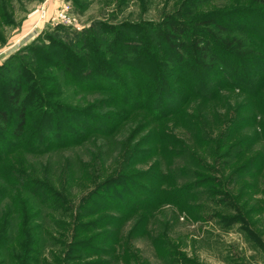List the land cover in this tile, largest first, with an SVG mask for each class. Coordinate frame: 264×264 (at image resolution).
Here are the masks:
<instances>
[{"label":"rangeland","instance_id":"1","mask_svg":"<svg viewBox=\"0 0 264 264\" xmlns=\"http://www.w3.org/2000/svg\"><path fill=\"white\" fill-rule=\"evenodd\" d=\"M79 1L85 5L80 10L70 0H0V108L10 117V126L5 130L0 128V158L9 159L7 153L17 149L15 155L20 156V163L26 160L35 175L67 192L72 205V211L65 216L41 208V215L32 223L43 225L46 232L39 239L41 247L29 250L28 244L19 239L13 252L15 257L21 260V264H264V114L258 111L264 110V65L258 69H247L245 77L249 85L240 82L238 85L244 88L239 89L233 87L235 79H224L225 73L216 70L204 85V92L209 94L204 99L199 96L198 93L203 91L195 82L185 79V70H169L168 79L177 80L172 88L176 87L185 97V102L178 106L172 104L179 109L178 115L167 114L152 121L144 109L132 111L120 103L123 96L141 102L139 94L147 78L138 74L139 79H143L139 80L136 78L137 70L129 68L135 63V57L125 53L127 45L122 44L118 46L117 53L125 57L117 62L104 48L113 43L117 31L130 44L156 56V63L170 65L153 48L150 34L162 25L163 16L174 11H191L192 18L194 15L226 13L247 7L253 16H229L226 22L234 27L253 26L255 37L235 31L232 35L245 38L248 44L264 54V43L257 39L264 35V9L234 0L232 2L235 3L231 4L227 0ZM97 22L116 28L108 33L97 31V34H88V38L81 42L83 48L79 47L77 34ZM126 26L136 27L142 39L135 41L124 30ZM98 41L102 48L97 45ZM55 42L58 45L54 46ZM60 47L65 48L64 53L58 52ZM82 50L107 65L104 74L113 79V83L95 80L96 75L91 70L94 63L90 61L81 77L84 83L88 82L94 88L89 86L87 90L76 86L78 77H74V73L72 81L66 78L64 67L71 66L70 58H77ZM221 60L228 67L234 64L226 56ZM142 63H146L145 60ZM155 70L158 72L159 68L155 67ZM30 79L38 83L44 93H50L52 102L67 105L76 112L89 113L98 120L108 119L107 127H102L105 130L100 133L87 134L86 130L98 131L101 127L98 121L84 120L81 128L73 127L76 137L84 138L82 141L69 144L75 137L62 131L61 142L69 146L57 149L51 139L38 136L28 149L42 151L25 154L22 147H25L26 136L15 139L14 129L18 121L13 114L14 107L7 99V90L21 81L24 83L22 94H25L31 84ZM253 88L258 90L254 97L251 96ZM156 98L153 97V104ZM227 119L238 122L232 128L236 139H252L251 148L233 164L244 165L242 169H247L250 177L243 176L238 182L232 178L223 180L231 170V167H220L225 160H209L203 155L198 157L214 170L220 168L224 171L215 175L206 172L204 175L207 179L221 180L224 184L217 186L221 189L217 198L221 199L226 193L232 202L214 205L211 201L217 198H206L203 205V194H200L198 198L201 201H187L192 210L190 214H184L171 202L176 194L164 195L162 198L167 202L156 204L159 194L156 189H151V184L138 182L143 189L138 192L125 183V179H130L129 174L145 171L154 162H158L161 169L171 164L168 158L171 154L165 153L171 148L165 141L173 136L183 151L177 150L179 155L171 158L175 168L169 169L177 178L180 177L174 180L176 187L181 186L185 183L181 170L186 158L184 151L187 149L197 155L206 146L204 140H200L202 134L194 133L197 130L194 127L199 125L213 137L212 131H221ZM148 120L151 122L146 127L145 121ZM151 126L155 135L149 138ZM25 129L27 135L28 129ZM195 136L199 137L197 142ZM194 170L192 168L191 171ZM122 176L125 178L120 179ZM108 179L111 181L106 184L104 181ZM111 186L120 194H111ZM193 191L201 190L195 187ZM180 192L183 195L184 191ZM176 201L179 203L181 199ZM234 205L236 210L232 208ZM232 215L235 216L233 221ZM0 260L2 264L16 263L6 253L0 254Z\"/></svg>","mask_w":264,"mask_h":264},{"label":"trees","instance_id":"2","mask_svg":"<svg viewBox=\"0 0 264 264\" xmlns=\"http://www.w3.org/2000/svg\"><path fill=\"white\" fill-rule=\"evenodd\" d=\"M70 1L78 10L85 6L83 2H80L79 0ZM227 1L229 2L228 4L247 2L248 5L252 4L264 9V0ZM248 11H251V9L242 7L241 9L225 11L226 13L231 12L228 16H225L226 13L210 12L203 15H194L191 18V11H174L163 16L161 18L162 25L155 28L153 32L150 33L152 38L150 37V34L148 36L152 40L154 45L153 48L159 51L162 54V57L170 62V65L167 63H156V56L149 54L146 49H139L135 44H130L126 41V37H124L122 33L116 31L114 34L116 37L113 43L109 47L105 46V51H107L114 61L119 62L125 56H119L117 48L122 44L127 45V47H125V53L134 56L136 61L130 66L124 64L129 66V68H133V71L134 69L137 70V72H135L136 78L139 79L138 74H143V76L147 78L142 84V93L139 94L141 102L128 96H123L120 101L121 105L131 108L130 110L132 111L144 109L152 121L164 118L167 114L178 115L180 112L179 109H177V106L179 103L182 104L185 102V97L176 90V87H173L174 89L172 88V86L177 84V80L168 79L167 72L169 70H172L173 72L175 70H185V79L195 82L197 87L201 89V92L203 91L202 93H198L203 99L209 95L207 92H204V85L210 79L209 76L216 72V70L225 73L224 79H235V82H233L235 86L232 84L234 88H244L240 87L238 83L243 81L244 83H249L245 77L246 70L250 68L258 69L263 66L264 54H261L262 52L256 49L253 45L248 44L245 38L241 39L236 37V35H232L235 31L240 34L255 37L256 35L252 33L253 26L239 25L234 27L232 26V23L230 24L226 21L229 16H240L239 18L253 16L250 14L251 12ZM259 11L261 12V10ZM94 25L95 26L93 27L91 26L88 29L82 30L83 34H77V37L80 39V44L84 39L88 38V34L90 33L97 34V31H105V33H108L116 28L115 26L111 27L98 22L94 23ZM163 27H165L164 30ZM106 30L108 31L106 32ZM124 30L129 36L133 37L135 41L142 39L140 34H138L136 27L132 28L126 26L124 27ZM257 39L259 42L264 43V35H260ZM142 41H140V43ZM76 44L75 46L78 47ZM53 45L56 46L58 44L55 42ZM83 45L84 44H81L79 47L83 48ZM97 45L102 48L101 42L98 41ZM79 47L77 50H79ZM58 52L64 53L65 48L60 47ZM78 54L77 58L79 59L75 56L74 58H70L73 66L66 65L64 67L63 71L66 73V78L72 81L71 76L74 73V77H78V79L76 78L75 80L76 86L87 90L89 89V86L94 88V85H90L88 82V84L84 83L81 77V74L85 71V68L89 65L90 61L91 63H94V67L91 68V70H93L94 75H96L95 80L102 83H113V79H109L104 74L107 70L106 64L92 58L87 51L82 50L79 51ZM224 56L231 58L234 64H231L229 67L225 65V62L221 60V57L223 58ZM143 60H145L146 63H142ZM155 67L159 68L158 72L155 70ZM139 80L142 81L143 79ZM30 81L31 84L28 85V92H25L26 95L22 94L24 83H21V81L7 90V93L9 94L7 99L10 100L9 102H11L14 107L13 114L16 115L18 121V124L14 129L16 134L15 139H19L21 136H26V138H24L25 147H22L25 154L42 151L34 150L32 152L28 149L30 143L36 140L38 136L51 139L57 149L69 146L65 145L67 143L61 142L60 137L64 133H69L73 138L75 137V139L70 140L69 144H76L77 142L82 141L84 138H77L74 134L75 132H73V127L77 126V128H81V124L84 120L89 121V119H93L98 121L97 124L101 127L98 131L95 129L86 130L87 134L100 133L105 130L103 129L104 127H107L106 124L108 123L106 122H108V119L98 120L96 116L89 113L76 112L73 108L67 105H58L50 100V93H44L38 83L35 81L33 82L31 79ZM137 84L139 85L138 81ZM244 86L247 87L246 85ZM52 88H55V86L53 85ZM253 95H258V90L256 88H253L251 91V96ZM154 96L157 98L153 104L152 99ZM172 104H176L177 106L173 107ZM258 111H260L259 113L262 112V114H264V110L260 109ZM111 119L114 120L115 118ZM150 120L145 121V123H147L146 127L150 124ZM116 123L118 122L116 121ZM234 124L236 125L238 122L233 119L231 122L230 119H227L224 124H222L221 131L215 133L212 131L213 137L208 131L201 129L199 125L198 127H194L197 128L194 133H197L198 136L202 134L200 140H204L206 146L203 151L197 152V155L187 149L184 151L186 158L183 159L184 166H182L181 170L184 174L182 178L185 183L181 186L176 187V182L174 180H176L177 177L174 175V172L169 169L175 168L173 167L175 164L171 161V158L175 157V155H179L177 150L183 151V148L178 145L173 136H170L168 141H165V144L171 148L168 149L169 151H165L166 155L171 154L170 157H168L170 158L171 164L168 163V166L164 167L165 169H161L158 162H154V164L145 171L129 174L130 179H125V183L138 192L143 191L138 182L151 184V189H156V192L159 194L156 204H164V202H167L162 198L164 195L176 194L174 197L175 199H171V202L176 204L175 208L184 214H190L192 208L191 205H187V201L199 202L201 200L198 198V195L200 196V194H203V200L201 202L205 205L204 202L207 200L206 198H217L218 194L221 192L219 187L224 184L221 183V180H214V178L207 179L208 177L204 175L206 172L215 175L218 172L224 171H221L220 168L219 170H214L213 166L203 163L198 155H203L205 159L214 161H218L219 159L225 160L221 162L220 167L223 169L231 167V170L223 180L232 178L234 181L238 182L243 176L250 177L251 175L247 169H242L244 165L233 166L234 162H237V160L242 158L252 145V139L249 137L236 139V136L233 134L234 132H232ZM8 126H10V117L5 110L0 108V128L1 130H5ZM25 128L28 129L27 135H25ZM153 128L154 127L149 131V138L155 135V133H153L155 132ZM62 131H64V133H61ZM197 138L199 137H194L196 142L198 141ZM157 141L158 139H156L155 143H157ZM16 150L17 149H14L7 153V156H10L9 159H6L5 157L0 158V254L6 253L11 261L21 264V260L17 259V257H15L16 255L13 254L14 248L18 247L19 244L17 243V240L21 239L26 242L30 248L29 250H33L32 248L35 249V247H41L39 239L43 238L46 232L43 229V225H32V223L34 219H38L41 215L42 209L44 208L51 212H59L65 216L66 213L72 211V205L69 204V194L67 192L63 189L57 188L51 182L48 183L44 178L35 175L32 166H29L26 160L20 163V156L18 157V155H15ZM155 153L156 149L154 151V154ZM192 168L195 170L191 171ZM122 177L120 179L125 178L124 176ZM163 178L167 180L165 181ZM179 178L180 177L177 179ZM108 181H111V179L104 182L107 184L109 183ZM1 183L3 184L1 185ZM195 187L201 191H193V188ZM115 190V187L113 188V186H111V194L114 196L119 195L120 191L115 192ZM180 191H184L183 195H181ZM122 192H125V189H123ZM184 195H186V197L182 201ZM177 199H181V202L178 203L176 201ZM5 200H7L6 203L4 202ZM222 202H232V200L230 197L228 199L227 194L224 193L221 199L217 198L214 199V201H211L214 205H220ZM232 208L233 210L237 209L235 205ZM218 214L222 219H225L220 213ZM230 218L232 221L235 220L233 219L235 218L234 215ZM159 238L162 239L163 237ZM2 262L3 261L0 260V264H2Z\"/></svg>","mask_w":264,"mask_h":264}]
</instances>
